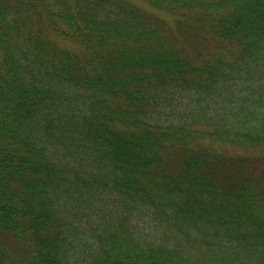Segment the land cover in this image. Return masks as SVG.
<instances>
[{"label":"trees","instance_id":"trees-1","mask_svg":"<svg viewBox=\"0 0 264 264\" xmlns=\"http://www.w3.org/2000/svg\"><path fill=\"white\" fill-rule=\"evenodd\" d=\"M263 166L264 0H0V264H264Z\"/></svg>","mask_w":264,"mask_h":264},{"label":"rangeland","instance_id":"rangeland-1","mask_svg":"<svg viewBox=\"0 0 264 264\" xmlns=\"http://www.w3.org/2000/svg\"><path fill=\"white\" fill-rule=\"evenodd\" d=\"M162 15L165 16L169 22H172V21L174 20L173 17L168 16L167 14H163V13H162ZM263 167H264V166H263ZM263 169H264V168H263Z\"/></svg>","mask_w":264,"mask_h":264}]
</instances>
